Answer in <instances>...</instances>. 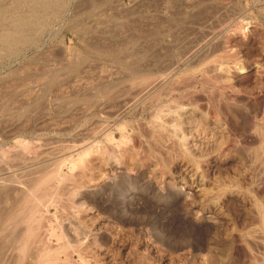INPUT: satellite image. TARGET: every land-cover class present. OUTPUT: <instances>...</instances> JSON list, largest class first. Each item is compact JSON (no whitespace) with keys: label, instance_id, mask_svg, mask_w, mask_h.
Segmentation results:
<instances>
[{"label":"rangeland","instance_id":"obj_1","mask_svg":"<svg viewBox=\"0 0 264 264\" xmlns=\"http://www.w3.org/2000/svg\"><path fill=\"white\" fill-rule=\"evenodd\" d=\"M0 38V264H264V0H0Z\"/></svg>","mask_w":264,"mask_h":264},{"label":"bare ground","instance_id":"obj_2","mask_svg":"<svg viewBox=\"0 0 264 264\" xmlns=\"http://www.w3.org/2000/svg\"><path fill=\"white\" fill-rule=\"evenodd\" d=\"M11 13H12V12H11ZM5 14H6V13H5ZM14 17H15V16H14ZM16 20H17V19H16ZM24 21H25V20H24ZM28 22H29V21H28ZM14 23H16V22L14 21ZM15 25H17V24H15ZM3 26H4V25H3ZM18 26H19V24H18ZM20 26H21V25H20ZM18 28H19V27H18ZM18 32H19V31H18ZM20 32H22V31H20ZM13 33H16V31L13 32ZM16 34H17V33H16ZM19 34H20V33H19ZM22 35H23V37H24V34H22ZM25 37H26V36H25ZM26 38H27V37H26ZM0 39H1V38H0ZM17 39H18V38H17ZM15 40H16V39H15ZM22 40H24V39H22ZM25 41H26V40H25ZM16 42H17V41H16ZM26 42H27V41H26ZM19 43H20V42H19ZM19 43H18V44H19ZM21 44H22V43H21ZM10 46H11V45H10ZM7 50H8V49H7ZM16 50H17V49H16ZM0 51H1V50H0ZM12 53H13V52H12ZM49 76H50V75H49ZM39 77H40V76H39ZM161 79H162V78H161ZM161 79H160V80H161ZM39 80H40V79H39ZM45 81H46V80H45ZM158 85H159V84H158ZM154 87H155V86H154ZM147 88H148V87H147ZM149 89H150V88H149ZM144 91H146V90L144 89ZM148 93H149V92H148ZM114 140H115V139H114ZM87 151H88V150H87ZM84 153H85V152H84ZM84 153H83V154H84ZM86 153H88V152H86ZM83 154H82V155L80 154V157L78 158L79 161H80V160L82 159V157L84 156ZM90 154H91V153H90ZM87 156H88V155H87ZM72 158H73V157H72ZM83 158H85V157H83ZM68 159H69V158H68ZM70 159H71V158H70ZM75 159H76V158H75ZM76 160H77V159H76ZM63 161H64V160H63ZM63 161H61V162H62V165L65 164V162L63 163ZM72 161H73V164H75V160L73 159ZM81 161H82V160H81ZM85 161H86V160H85ZM87 163H88V162H87ZM69 164H70V163H69ZM71 164H72V163H71ZM73 164H72V165H73ZM56 166H57V165H56ZM75 166H76V165H75ZM75 166H73V167L71 166V167L74 168ZM57 167H58V166H57ZM59 167H61V164H60ZM77 168H78V167H77ZM46 169H47V168H46ZM59 169H60V168H59ZM40 170H41V169H40ZM44 170H45V169H44ZM49 170H50V169H49ZM72 170H73V169H72ZM45 171H48V170H45ZM51 172H52V171H51ZM51 172L49 171L48 174H51ZM53 172H54V171H53ZM56 172H58V170H57ZM59 172H60V170H59ZM61 172H62V171H61ZM33 173H34V172H33ZM79 173H80V172H79ZM40 174L42 175V172H41ZM43 174H44V173H43ZM48 174H46V176H44V177L42 176V177L44 178L43 181H45V183H47V182H46L47 180H45V179H46V177H47ZM44 175H45V174H44ZM53 175L55 176V175H58V174L56 173V174H53ZM63 175H64V174H63ZM68 175H69V174H68ZM35 176H36V174H35ZM38 176H39V174H38ZM49 176H51V175H48V178H49ZM60 176H61V175H60ZM42 177H41V178H42ZM52 177H53V176H52ZM55 177H56V176H55ZM63 177H65V176H63ZM43 178H42V179H43ZM48 178H47V179H48ZM58 178H59V176H58ZM60 178H62V177H60ZM78 178H79V177H78ZM31 179H32V178H31ZM37 179H38V177H37ZM42 179H40V177H39V180H40V181H38V184L41 182ZM50 179H51V178H50ZM64 179H65V178H64ZM34 180H35V179H34ZM48 180H49V179H48ZM66 180H67V178H66ZM79 180H80V179H79ZM49 181H52V179L49 180ZM53 181H54V180H53ZM59 181H60V179H59ZM57 182H58V181H57ZM63 182H65V181H63ZM35 184H37V181H36ZM38 184H37V185H38ZM40 184L42 185V182H41ZM43 184H44V183H43ZM52 184H53V183H52ZM33 185H34V184H33ZM37 185H36V186H37ZM46 185H47V184H46ZM36 186H35V188H36ZM49 186H50V185H49ZM44 187H45V186H44ZM52 187H53V186H52ZM55 187H56V186H55ZM29 188H30V187H29ZM35 188H34V189H35ZM39 188H41V187L39 186ZM45 188L48 189L47 186H46ZM50 188H51V186L49 187V189H50ZM25 189H26V188H24V190H25ZM31 190H33V188H32ZM31 190L29 189V191H31ZM43 190H44V191H49V190H45V189L42 188V189H40V191L37 190V192L41 193V195H42V194L44 193V192H42ZM25 191H26V190H25ZM22 192H23V191H22ZM22 192H21V193H22ZM27 192H28V190H27ZM27 192H25V193H26V195L29 196L30 193L28 192V194H27ZM33 192H34V191H32V193H33ZM35 192H36V190H35ZM35 192H34V193H35ZM37 192H36V193H37ZM36 193H35V195H36ZM45 194H48V193L45 192L44 195H45ZM50 194H52V193H50ZM50 194H49V195H50ZM38 195L41 196L40 194H38ZM33 196H34V195H33ZM36 196H37V195H36ZM45 196H46V195H45ZM25 197H26V196H25ZM29 197H30V196H29ZM31 198H34V197H31ZM31 198H30V199H31ZM36 198H37V197H36ZM27 199H29V198H27ZM43 199H44V198H43ZM45 199H46V198H45ZM18 200H19V199H18ZM35 200H36V199H35ZM28 201H31V203H32V200H28ZM33 202H34V201H33ZM39 202H40V201H39ZM37 204H38V203H37ZM30 205H31V204H30ZM34 205H35V203H34ZM27 208H28V207H27ZM32 208H34V206H32ZM36 208H37V207H36ZM38 208H41V207H38ZM30 210H33V209H30ZM39 210H40V209H39ZM24 211H25V210H24ZM27 211H28V210H27ZM22 212H23V211H22ZM29 212H30V211H28V213H29ZM31 212H32V211H31ZM33 212H34V210H33ZM18 214H19V213H18ZM20 214H22V213L20 212ZM31 214H32V213H31ZM31 216H32V215H31ZM17 217H18V216H17ZM17 217H16V218H17ZM28 217H30V215H29ZM11 218H12V217H11ZM18 218H19V217H18ZM17 220H18V219H17ZM25 223H26V222H25ZM32 223H33V222H32ZM16 224H17V223H16ZM36 224H37V222H36ZM33 225H34V224H33ZM34 227H35V225H34ZM30 228H31V227H30ZM21 229H22V228H21ZM32 229H33V228H32ZM32 229H31V230H32ZM31 230H30V231H31ZM28 232H29V231H28ZM31 234H32V233H31ZM54 234H55V233H54ZM32 235H33V234H32ZM55 235H56V234H55ZM28 236H29V235H28ZM61 236H62V235H61ZM59 237H60V233H59ZM64 239H65V238H64ZM24 244H25V243H24ZM28 244H29V243H28ZM24 247H25V246H24ZM20 248L23 249L22 247H20ZM21 249H20V250H21ZM23 250H24V249H23ZM33 250H34V249H33ZM21 251H22V250H21ZM21 251H20V252H21ZM22 252H23V251H22ZM22 252H21V254H22ZM33 252L35 253V251H33ZM42 252H43V251H42ZM42 252H39V254H42ZM32 254H33V253H32ZM19 255H20V253H19ZM36 259H37V258H36ZM50 261H51V260H50ZM46 262H47V261H46ZM49 263H50V262H49Z\"/></svg>","mask_w":264,"mask_h":264}]
</instances>
